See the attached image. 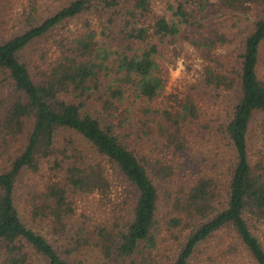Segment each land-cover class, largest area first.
Returning <instances> with one entry per match:
<instances>
[{
    "label": "trees",
    "instance_id": "obj_1",
    "mask_svg": "<svg viewBox=\"0 0 264 264\" xmlns=\"http://www.w3.org/2000/svg\"><path fill=\"white\" fill-rule=\"evenodd\" d=\"M21 1V31L0 39V264H192L212 238L221 258L264 264V0ZM234 13L249 25L222 31ZM59 28L46 54L27 57ZM180 58L200 62L199 97L165 94ZM205 95L223 107L229 167L213 163L174 199L167 191L175 249L163 251L150 147L182 156ZM44 164L27 222L17 183Z\"/></svg>",
    "mask_w": 264,
    "mask_h": 264
},
{
    "label": "rangeland",
    "instance_id": "obj_2",
    "mask_svg": "<svg viewBox=\"0 0 264 264\" xmlns=\"http://www.w3.org/2000/svg\"><path fill=\"white\" fill-rule=\"evenodd\" d=\"M22 8L21 0H0V39H7L10 36L16 35L21 31V27L15 22L16 15ZM242 19V24L239 19ZM81 21L69 23L67 29H75L81 25ZM218 23H221L222 31L231 28L232 33L237 31V25L241 24V28L245 29L249 25V18L244 17L240 14L225 15ZM65 28V27H64ZM64 28L57 29L53 34L49 35L46 39L36 43L32 47L30 53L27 57H40L42 54H46L50 46L53 45L54 40L60 39L65 32ZM52 51V50H51ZM51 52L48 53L50 55ZM199 61L193 59L191 64V69H188L185 61L183 59H178L176 64L169 69L168 84L165 90V94L170 96L179 95L182 97L186 93L198 94V90L194 91L197 85V77L199 75ZM232 99V98H231ZM230 98L224 102L223 106L227 107L229 105ZM173 103V99H169ZM203 108V116L197 122L190 125V128L186 131V145L187 149L182 156L177 155L173 157L172 153L168 149H159L155 146L150 147V154H152V162L149 165L150 177L154 180V183L159 187L160 200H159V212H158V232L157 239L160 244L161 249L164 251L168 246L169 250H174L171 240V231L166 230L165 221L167 218V213L170 212V208H167V191L168 194L172 195L174 199L179 191L185 189L190 184L193 176L202 174L213 163L219 161L220 172H226L229 160V145L226 141L224 135L221 132L220 121L217 119L218 111L222 110L223 107L220 102L215 105V100L208 96H204L203 100L200 102ZM225 109V108H224ZM207 111V112H206ZM61 138V137H60ZM21 149V146L16 148V152ZM15 151V150H14ZM165 151L168 154L165 155ZM158 159L161 160L162 166L168 168V178L166 181L157 180L156 174L160 166H157ZM6 165L5 161L0 160V169L2 170ZM42 172L39 175H33L32 173H25L16 188V203L18 211L24 220L30 219L29 214V198L28 192L36 187V185L42 181V177L47 175L49 164L43 165ZM124 188V187H123ZM121 186H117V195H124V189ZM87 204L85 206H92L96 204L97 200L90 198L86 199ZM33 223V222H32ZM36 224L37 229H39L43 234H45L51 242L55 244L54 240L48 234V227L44 224ZM170 233V234H169ZM219 241L215 238L210 239L203 247L202 253H198L195 256V261L192 264H253L249 256L245 252L241 253L240 256L233 258H221L216 253V244ZM67 244V241H64ZM211 255V256H210ZM210 258V259H209ZM39 264H42L39 262Z\"/></svg>",
    "mask_w": 264,
    "mask_h": 264
}]
</instances>
